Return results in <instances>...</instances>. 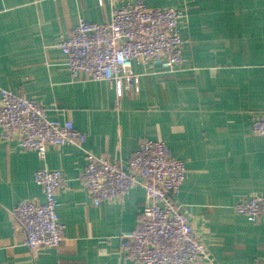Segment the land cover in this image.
Returning a JSON list of instances; mask_svg holds the SVG:
<instances>
[{
  "label": "crops",
  "instance_id": "obj_1",
  "mask_svg": "<svg viewBox=\"0 0 264 264\" xmlns=\"http://www.w3.org/2000/svg\"><path fill=\"white\" fill-rule=\"evenodd\" d=\"M136 1L0 0V90L36 100L86 135L81 145H49L41 159L0 127V264H146L122 247L145 188L95 206L80 177L88 152L126 167L144 139L164 140L185 162L174 200L192 206L187 216L209 251L212 261L197 264H264V216L251 221L234 208L264 195V136L253 131L264 112V0H143L186 10L183 61L171 70L135 61L137 89L126 84L122 96L110 81L72 75L59 43L81 18L104 23ZM40 168L60 170L70 185L57 193L62 243L33 251L13 207L44 201Z\"/></svg>",
  "mask_w": 264,
  "mask_h": 264
},
{
  "label": "built area",
  "instance_id": "obj_2",
  "mask_svg": "<svg viewBox=\"0 0 264 264\" xmlns=\"http://www.w3.org/2000/svg\"><path fill=\"white\" fill-rule=\"evenodd\" d=\"M186 15L180 7H149L137 0L115 8L104 23L81 18L59 47L72 75L85 73L92 79L110 81L122 96L126 84L137 89L135 61L170 70L183 61L180 22ZM0 127L6 136L16 135L21 148L35 150L41 159L49 145H81L86 139L72 120L50 119L39 102L7 89L0 90ZM253 131L264 136V112L254 119ZM80 177L95 206L105 200L123 202L136 185L145 188L142 216L135 229L122 235L129 259L146 264L212 261L187 216L192 206L185 210L174 200L186 177V167L170 153L164 140H142L126 167L121 161L88 152ZM34 179L42 187L44 201L20 200L13 215L33 251L59 247L65 225L58 216L57 193L69 187L70 179L60 170L48 168L36 170ZM234 208L258 221L264 216V195H253Z\"/></svg>",
  "mask_w": 264,
  "mask_h": 264
}]
</instances>
